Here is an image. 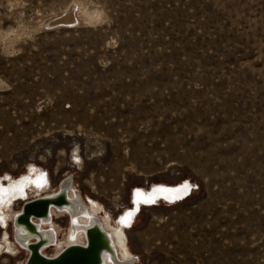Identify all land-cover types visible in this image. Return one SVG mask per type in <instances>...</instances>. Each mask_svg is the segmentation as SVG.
I'll list each match as a JSON object with an SVG mask.
<instances>
[{
    "label": "rangeland",
    "instance_id": "rangeland-1",
    "mask_svg": "<svg viewBox=\"0 0 264 264\" xmlns=\"http://www.w3.org/2000/svg\"><path fill=\"white\" fill-rule=\"evenodd\" d=\"M31 164L109 220L190 181L126 229L132 264H264V0H0V176Z\"/></svg>",
    "mask_w": 264,
    "mask_h": 264
},
{
    "label": "bare ground",
    "instance_id": "bare-ground-1",
    "mask_svg": "<svg viewBox=\"0 0 264 264\" xmlns=\"http://www.w3.org/2000/svg\"><path fill=\"white\" fill-rule=\"evenodd\" d=\"M71 184V179L63 180L58 190L46 192L50 187L47 173L33 164L18 177L0 176V225L8 227L11 219L14 242L28 253L23 264L34 248L42 256L52 258L68 246L85 247L89 243L102 246L99 264H132L134 259L128 248L126 229L133 226L132 222L142 208L159 204L171 206L193 194L192 183L188 180L175 184L158 183L147 188L135 186L129 192L128 207L117 219L109 220L99 202L87 198V203ZM31 195L35 198L28 200ZM19 200H24L23 206L14 214L12 205ZM63 213L68 218L66 237L58 242L54 218ZM14 242L4 234L0 239V256L6 252L15 253L18 248ZM53 244L57 248L55 255H46L44 249Z\"/></svg>",
    "mask_w": 264,
    "mask_h": 264
},
{
    "label": "water",
    "instance_id": "water-1",
    "mask_svg": "<svg viewBox=\"0 0 264 264\" xmlns=\"http://www.w3.org/2000/svg\"><path fill=\"white\" fill-rule=\"evenodd\" d=\"M130 204V202H129ZM100 247L92 244L87 246H68L58 255L47 258L42 256L35 248L29 254L25 264H99Z\"/></svg>",
    "mask_w": 264,
    "mask_h": 264
},
{
    "label": "snow or ice",
    "instance_id": "snow-or-ice-1",
    "mask_svg": "<svg viewBox=\"0 0 264 264\" xmlns=\"http://www.w3.org/2000/svg\"><path fill=\"white\" fill-rule=\"evenodd\" d=\"M146 203H149V202H151V201H145Z\"/></svg>",
    "mask_w": 264,
    "mask_h": 264
}]
</instances>
